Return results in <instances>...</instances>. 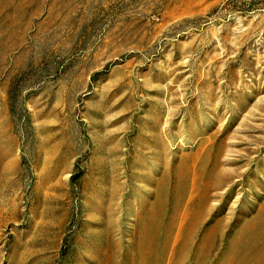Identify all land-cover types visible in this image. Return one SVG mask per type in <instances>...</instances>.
Instances as JSON below:
<instances>
[{"label":"rangeland","instance_id":"rangeland-1","mask_svg":"<svg viewBox=\"0 0 264 264\" xmlns=\"http://www.w3.org/2000/svg\"><path fill=\"white\" fill-rule=\"evenodd\" d=\"M0 264H264V0H0Z\"/></svg>","mask_w":264,"mask_h":264}]
</instances>
